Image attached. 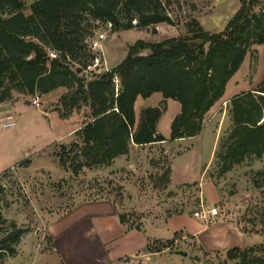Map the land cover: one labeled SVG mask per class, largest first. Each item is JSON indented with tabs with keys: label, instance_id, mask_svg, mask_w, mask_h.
Returning a JSON list of instances; mask_svg holds the SVG:
<instances>
[{
	"label": "rangeland",
	"instance_id": "374dc122",
	"mask_svg": "<svg viewBox=\"0 0 264 264\" xmlns=\"http://www.w3.org/2000/svg\"><path fill=\"white\" fill-rule=\"evenodd\" d=\"M22 1L28 14L29 6L38 0ZM239 7L240 0H169L168 12L176 23L174 26L161 23L113 33L107 24L97 22L98 28L82 32L83 42L88 44L84 55H94L92 65L83 75L90 81L113 69L126 57L129 46L138 40L158 42L185 35L187 24L193 20L206 31L222 32ZM104 33L105 38L99 41V46L92 48L90 43ZM263 77L264 45H256L247 54L240 70L228 83L222 101L212 112H216L215 123H219L221 132L213 165L198 182L178 187L172 186L169 180V149L160 145L133 148L111 166H82L78 169L79 163L84 161L83 154L72 152L71 145L80 141L76 131L85 122V108L74 111L67 119L62 118L56 109L66 88L49 94L37 92L34 96L14 90L13 98L0 104V119L13 114L16 123L14 127L4 128L3 120L0 121V161L4 162L1 166L9 168L0 173V187H3L0 213L5 219L3 223L0 221V240L12 231L13 226L25 232L19 243L13 246L15 253L0 258V264H62L48 230L52 219L70 212L82 202L103 199L114 201L120 214L126 215L128 228L147 226L151 231L157 230L161 237L150 239L149 250L145 247L143 251L120 260V264H241L239 259H230L225 250H205L192 231L183 227L184 221L197 228L205 224L204 220L194 216L202 204L216 206L220 211L217 219L206 221V226L214 220L237 224L247 240V245L240 248H254L258 250L257 256L263 255L264 187L256 188L254 180L259 172L264 171V157L247 158L227 173L221 172L216 157L233 126L230 99L243 91L255 89ZM156 95L151 100H138L137 118L142 108L160 106L163 114L159 129L170 137L171 123L180 105L172 99L167 101L168 104L162 102L158 105L157 99H161L162 94ZM35 99L39 101L38 106L33 104ZM210 128L197 149L202 164L208 162L211 154ZM72 129L74 131L66 136ZM58 137L62 139L56 141ZM191 143L198 145L197 140ZM63 146L67 148L65 168L60 161ZM27 152L31 155L20 161V154ZM216 194L221 199L213 205L209 197ZM173 229L175 232L171 231ZM171 240L169 248L158 251ZM215 241L219 246L221 239Z\"/></svg>",
	"mask_w": 264,
	"mask_h": 264
},
{
	"label": "trees",
	"instance_id": "16d2710c",
	"mask_svg": "<svg viewBox=\"0 0 264 264\" xmlns=\"http://www.w3.org/2000/svg\"><path fill=\"white\" fill-rule=\"evenodd\" d=\"M168 6L169 0H38L27 14L24 1L0 0V104L11 100L14 90L34 96L66 88L56 109L60 116L67 119L85 108V122L76 131L80 141L71 145L72 152L83 154L78 169L111 166L129 154L132 145L166 141L157 130L160 106L142 109L139 118L136 114L138 99L156 93L180 105L169 140L198 136L251 48L264 45V0H240L222 32L206 31L193 20L185 35L158 42L138 40L113 69L90 81L83 75L94 55H84L88 44L82 32L98 28L97 22L110 24L113 33L161 23L174 26ZM229 111L233 126L216 153L222 173L247 158L264 157V77L255 89L234 95ZM65 152L63 146V167ZM254 185L264 187V171ZM119 217L127 225L126 215ZM0 221L5 222L1 213ZM129 229L141 231L140 226ZM24 232L12 227L0 240V258L15 253L13 246ZM257 252L235 247L227 255L241 264H264V254Z\"/></svg>",
	"mask_w": 264,
	"mask_h": 264
},
{
	"label": "crops",
	"instance_id": "0c3cea01",
	"mask_svg": "<svg viewBox=\"0 0 264 264\" xmlns=\"http://www.w3.org/2000/svg\"><path fill=\"white\" fill-rule=\"evenodd\" d=\"M156 94H153L147 100L155 98ZM160 98L157 99L158 105L162 102L168 104L167 101L170 100H164L162 96ZM214 109L215 107L207 115L205 126L198 136L171 141L168 136L164 135L167 139L166 141L144 145L149 147L160 145L169 149L168 153L171 156L169 180L172 186L178 187L198 182L201 175L206 173L213 165L216 145L221 134L219 132V123H215L218 118L216 112L212 113ZM7 111L9 113L10 110ZM177 111L178 114L180 108ZM8 117H13V114L1 118L0 121H6ZM5 118L6 120H4ZM207 119H211V121L208 122ZM208 127H211L209 132V142L212 146L211 154L208 162L202 164L198 158L200 154L198 155L197 149L201 146L200 143L202 144ZM157 130L161 133L159 122ZM73 131L74 129L67 132L66 136ZM61 139L62 137H58L55 140ZM196 140L198 142L197 146L191 143ZM187 141L190 143L186 145L182 144ZM144 146L132 145L130 152L133 151V148ZM23 147L26 149L25 146ZM29 155H31L29 152L20 154V161L26 159ZM3 163L0 161V173L9 169L6 168L7 166H1ZM209 199L214 205V203L220 201L221 196L216 194L209 197ZM119 216L120 210L114 201L103 199L82 202L70 210V212L52 219L48 230L55 244V252L59 253L62 258V264H120V260L123 258L143 251L150 239L161 238L159 232H156L157 230H154L155 232L151 231L147 226L141 229V231L129 229L127 225L121 223ZM217 218L208 217L204 220L205 224H201L198 228L195 224H188L187 221H184L182 224L186 230L192 231L198 244L207 251H228L235 247L240 248L247 245L246 235L237 224L214 220L206 226L207 220ZM171 231L175 232L174 229ZM214 239H221L219 246Z\"/></svg>",
	"mask_w": 264,
	"mask_h": 264
},
{
	"label": "built area",
	"instance_id": "2783aa9c",
	"mask_svg": "<svg viewBox=\"0 0 264 264\" xmlns=\"http://www.w3.org/2000/svg\"><path fill=\"white\" fill-rule=\"evenodd\" d=\"M109 29H111V25L109 24ZM105 33L104 34H101L99 35V39L98 40H95V41H92L90 43L91 47L92 48H97L99 46V41L100 40H103L105 38ZM33 104L35 106H38L39 105V101L37 99H35L33 101ZM13 117H8L6 121H3V124L2 126L4 128H10V127H14L16 125V123L13 121L12 119ZM220 214V211L218 209V207L216 206H212V207H207L205 205H201V209L197 212L194 213V216L198 219H201V220H206L208 217H218Z\"/></svg>",
	"mask_w": 264,
	"mask_h": 264
},
{
	"label": "water",
	"instance_id": "95a60500",
	"mask_svg": "<svg viewBox=\"0 0 264 264\" xmlns=\"http://www.w3.org/2000/svg\"><path fill=\"white\" fill-rule=\"evenodd\" d=\"M184 255H186L185 253H183Z\"/></svg>",
	"mask_w": 264,
	"mask_h": 264
}]
</instances>
